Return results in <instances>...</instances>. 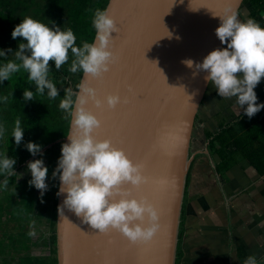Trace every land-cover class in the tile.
<instances>
[{
  "label": "clouds",
  "instance_id": "obj_1",
  "mask_svg": "<svg viewBox=\"0 0 264 264\" xmlns=\"http://www.w3.org/2000/svg\"><path fill=\"white\" fill-rule=\"evenodd\" d=\"M211 15L220 21L215 35L225 47L212 49L199 62L185 59L182 63L193 69L194 76L206 73L203 79L214 85L217 95L235 98L239 109L243 108L244 114L251 118L264 108V103H257L254 91L264 78V27L253 18L240 20L238 12L228 6L221 13L211 12ZM92 26L94 41L77 46L71 28L62 30L55 22L49 27L48 23L26 15L11 32L12 39L22 38L17 49L0 50V57L14 54V59L0 64V82L9 81L13 74L23 70L27 73V82L35 86V92L24 89L25 101L34 100L37 94H46L54 100L60 95L50 78V61L59 71L68 63L70 50L72 60L68 71L82 73L83 78L75 87L78 91L71 86L65 87L59 102V108L67 113L66 118H70V132L66 135L68 142L61 144V155L52 172V176H58L60 181L57 195H63L62 204L57 207L58 215L66 218L64 209L67 208L81 223L99 234L115 231L130 244H147L161 228L159 211L150 200L132 196L131 189L123 185L139 188L149 182V177L144 174L141 164L131 160L110 139H101L94 134L102 127V120L87 107L91 103L97 109H114L118 104L128 102L126 96L121 97L118 93H105L101 99L98 89L91 83L103 81L110 65L117 62L118 57L112 51L111 33H118L119 28L114 18L100 8L94 11ZM3 101L7 103L8 97H3ZM5 131L0 125V137ZM11 137L17 146L23 141L24 128L20 118L14 122ZM25 147L33 156L43 155L41 146L32 141ZM15 162L7 155V150L0 157V175L5 177V186L8 177L16 174L13 171ZM27 168L31 174L29 184L39 190L43 202L42 197L48 189V168L43 159L28 161ZM244 264H258L256 255L249 254Z\"/></svg>",
  "mask_w": 264,
  "mask_h": 264
},
{
  "label": "water",
  "instance_id": "obj_2",
  "mask_svg": "<svg viewBox=\"0 0 264 264\" xmlns=\"http://www.w3.org/2000/svg\"><path fill=\"white\" fill-rule=\"evenodd\" d=\"M243 1L212 0L208 10L198 9L201 0H109L106 12L119 28L111 33L118 59L102 84L91 83L101 99L105 93H118L128 102L114 109H97L91 103L87 107L102 120L94 133L98 138H110L131 160L144 162L161 228L144 249L131 246L115 231L94 235L96 230L71 210L65 208L66 218L59 217L63 195H57V264H173L189 139L208 85L206 73L194 76L182 61L199 62L212 49L223 47L215 35L220 21L211 12L221 13L228 6L239 13ZM67 142L66 136L62 143ZM59 185L58 178L57 192ZM144 191L143 186L133 188L131 195L139 198Z\"/></svg>",
  "mask_w": 264,
  "mask_h": 264
},
{
  "label": "crops",
  "instance_id": "obj_3",
  "mask_svg": "<svg viewBox=\"0 0 264 264\" xmlns=\"http://www.w3.org/2000/svg\"><path fill=\"white\" fill-rule=\"evenodd\" d=\"M254 91L257 103H264V78ZM187 159L179 264H244L249 254L264 264V108L249 118L235 98L218 96L209 82L195 113ZM3 233L7 248L0 264H21L8 247L13 239ZM34 239L32 232L29 243ZM47 240L49 248V233Z\"/></svg>",
  "mask_w": 264,
  "mask_h": 264
},
{
  "label": "trees",
  "instance_id": "obj_4",
  "mask_svg": "<svg viewBox=\"0 0 264 264\" xmlns=\"http://www.w3.org/2000/svg\"><path fill=\"white\" fill-rule=\"evenodd\" d=\"M249 4L247 18H253L260 23L259 13L264 9V0H244ZM109 0H0V50L17 49L18 43L22 42V38L12 39L11 32L15 25L19 24L21 19L26 15L43 23H48L49 27L52 22L60 26L62 30L71 28L76 36V45L81 46L83 42H92L95 37V29L92 26L93 14L96 8L106 10ZM91 9L92 11H89ZM238 16L241 17L240 10ZM14 59V54L10 53L8 57H0V64L6 60ZM72 60L69 50V61L57 71L54 62L50 61V78L59 89V95L54 100H50L47 95H35V99L25 101L23 99V91L25 88L35 92V86L31 82H27V73L23 70L13 74L9 81L0 82V125L6 129L3 137H0V157L7 150V155L15 159L13 171L14 176L8 177L7 186L3 181L5 177L0 175V196L7 198V191L13 189V200L7 202L2 208H6V214L13 216L9 221L12 222L13 229L6 231L5 221L0 222V230L3 235L13 239L12 245L8 246L15 250V255L20 259L21 264H57L55 257V213L57 199V183L58 176L53 177L52 172L56 168L58 157L61 155L60 148L62 139L67 135L70 118L67 113L59 108V102L63 98L65 87L71 86L75 89L79 83L82 73H70ZM67 78V79H65ZM7 96L8 101L5 103L3 97ZM17 118L22 120L24 128L23 141L17 146L11 137L14 122ZM61 140V141H60ZM32 141L44 147L51 145L43 155L37 153L33 156L28 152L25 144ZM58 141V142H57ZM56 142V143H55ZM33 159H43L45 166L48 168V177L46 184L48 185L42 199L46 201V205L41 206V197L39 190L29 184L31 178L27 182L20 181L19 173L27 166V162ZM188 171L184 178V187L188 181ZM29 203V205H28ZM27 206V207H25ZM182 208L179 214V221L176 233V245L173 264H179L181 258L180 244L183 237V218ZM0 211L3 213L2 209ZM15 214L12 215V213ZM20 214L23 218L19 217ZM30 214V216H27ZM9 216V217H10ZM18 216V220L16 219ZM8 222V221H7ZM17 224V225H16ZM45 226L49 232V248L48 256H34L30 254L31 234L33 229ZM0 234V254L5 252L4 238ZM28 254L25 255V253ZM25 259V260H24Z\"/></svg>",
  "mask_w": 264,
  "mask_h": 264
},
{
  "label": "rangeland",
  "instance_id": "obj_5",
  "mask_svg": "<svg viewBox=\"0 0 264 264\" xmlns=\"http://www.w3.org/2000/svg\"><path fill=\"white\" fill-rule=\"evenodd\" d=\"M244 4V3H243ZM242 4V5H243ZM240 11H241V14H243L244 13V9H243V6H241V8H240ZM256 131V130H255ZM44 149V148H43ZM42 149V150H43ZM45 164V163H44ZM19 175V180H22V179H25V178H31V174H30V171L28 170V168H27V166H25V168L18 174ZM13 189H15V188H12V189H10V190H8L7 191V198H5V197H3V196H0V209H2V211H3V213L0 211V222L1 221H5L6 223H5V225H6V231H8V229H11V227H12V229H13V225H15V224H12V222H10L9 221V219L11 218L12 219V217L13 216H10L11 214H6V208H2L7 202H9V201H11V200H13V199H11L12 198V193H13ZM0 192H1V190H0ZM11 199V200H10ZM42 203H41V206L43 207L44 205H46V201H44L43 199H42ZM28 205H29V203H28ZM25 207H27V206H25ZM13 214H15V212H13L12 213V215ZM10 216V217H9ZM27 216H30V214H28ZM19 217H21V218H23V215L22 214H20V216ZM17 220H18V216H17V218H16ZM8 221V222H7ZM17 225V224H16ZM39 227L40 228H35V229H33L34 231H33V239H34V243H32L31 242V251H29V253L30 254H33L34 256H47L48 254H49V252H50V248H48L47 246H46V243H47V238H48V229L46 230L45 228H43V227H45L44 225L43 226H41V224H39ZM48 232V233H47ZM36 235H35V234ZM9 234H11V233H9ZM8 234V235H9ZM7 235V236H8ZM12 235V234H11ZM5 236V235H4ZM5 238H6V236H5ZM44 243V244H43ZM35 245V246H34ZM26 254H28V252H26L25 253V255ZM25 260V259H24Z\"/></svg>",
  "mask_w": 264,
  "mask_h": 264
},
{
  "label": "snow or ice",
  "instance_id": "obj_6",
  "mask_svg": "<svg viewBox=\"0 0 264 264\" xmlns=\"http://www.w3.org/2000/svg\"><path fill=\"white\" fill-rule=\"evenodd\" d=\"M211 3H212V0H201V3H200V5H199L198 9H199L200 7H205V8L208 9V5H210ZM208 10H210V9H208ZM98 83H99V84H102L103 81L98 82ZM126 87L129 89V91H131V85H126ZM108 139H110V138H108ZM125 153H126V152H125ZM135 162H137V163H139V164L142 165L143 172H144V174L147 176V174H146V166H145L144 162H143L142 160L135 161ZM147 177H148V176H147ZM149 183H150V178H149V182H148V183H145L144 185H141V186H143L144 189H145V191L141 194V196L147 198L148 200L151 199V192L147 190V189H148V185H149ZM141 186H140V187H141ZM123 187L133 189L130 185H123ZM140 187H139V188H140ZM141 196H140V197H141ZM108 233H109V232H108ZM108 233H106V234L95 233L94 235L103 236V235H107ZM151 243H152V241L149 242V243H147V244H130V245L133 246V247H137V248L144 249V248L149 247V246L151 245Z\"/></svg>",
  "mask_w": 264,
  "mask_h": 264
},
{
  "label": "flooded vegetation",
  "instance_id": "obj_7",
  "mask_svg": "<svg viewBox=\"0 0 264 264\" xmlns=\"http://www.w3.org/2000/svg\"><path fill=\"white\" fill-rule=\"evenodd\" d=\"M244 4L242 5L243 6V9H244V13L243 14H241V11H240V14L241 15H244L245 16V14H246V17L248 16V7H249V4L247 3V2H243Z\"/></svg>",
  "mask_w": 264,
  "mask_h": 264
},
{
  "label": "built area",
  "instance_id": "obj_8",
  "mask_svg": "<svg viewBox=\"0 0 264 264\" xmlns=\"http://www.w3.org/2000/svg\"><path fill=\"white\" fill-rule=\"evenodd\" d=\"M259 17H260V20L262 21V23L264 24V9L260 11Z\"/></svg>",
  "mask_w": 264,
  "mask_h": 264
}]
</instances>
